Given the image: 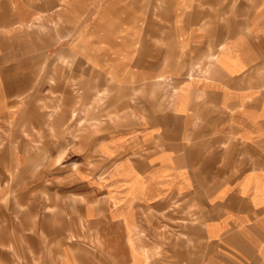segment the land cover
Masks as SVG:
<instances>
[{
  "label": "crops",
  "instance_id": "0c3cea01",
  "mask_svg": "<svg viewBox=\"0 0 264 264\" xmlns=\"http://www.w3.org/2000/svg\"><path fill=\"white\" fill-rule=\"evenodd\" d=\"M0 264H264V0H0Z\"/></svg>",
  "mask_w": 264,
  "mask_h": 264
},
{
  "label": "rangeland",
  "instance_id": "374dc122",
  "mask_svg": "<svg viewBox=\"0 0 264 264\" xmlns=\"http://www.w3.org/2000/svg\"><path fill=\"white\" fill-rule=\"evenodd\" d=\"M35 78L36 81L39 80V77ZM92 84L94 90L90 93L77 91L76 89L74 102L71 98L72 92H65L62 95L63 98L59 96V93L47 92L48 98L42 101H40L39 92L32 93L34 104L37 105L35 108L36 114L40 112L38 105H41L44 110L47 109L49 115H62L66 121L64 124L66 133L64 140L67 141V138L79 137L81 141L80 153H83V151H85L83 148L87 147V145L84 144L86 139L83 137L86 138L87 134L90 132L95 133L96 137L99 138L105 130V121H107L109 116L119 114L118 105L120 102V93L118 88L115 87L109 79L99 73L92 77ZM73 121L74 123H72ZM76 132H78V134H76ZM56 140L55 138L54 141ZM77 158H82V156H64L62 161L64 163H69ZM50 160L51 157H42L41 164H45L47 167L52 168L56 162H51ZM46 166L44 167L46 168ZM51 178L52 176L45 177L49 185H54L53 182H50V180H52ZM48 195H45V193L43 194L44 197L47 196V199H49L50 194ZM39 200L40 195L38 194L37 201ZM33 208L37 213L39 212V205H34ZM51 209L55 211V207L50 208L49 206L48 210L50 211ZM66 214L67 208L65 207L63 215L66 216Z\"/></svg>",
  "mask_w": 264,
  "mask_h": 264
},
{
  "label": "clouds",
  "instance_id": "9594fccd",
  "mask_svg": "<svg viewBox=\"0 0 264 264\" xmlns=\"http://www.w3.org/2000/svg\"><path fill=\"white\" fill-rule=\"evenodd\" d=\"M62 160H63V156H61L60 159L56 160V164L59 165Z\"/></svg>",
  "mask_w": 264,
  "mask_h": 264
}]
</instances>
